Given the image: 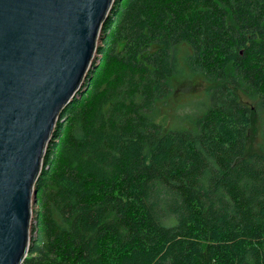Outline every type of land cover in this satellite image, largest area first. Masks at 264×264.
Here are the masks:
<instances>
[{
  "label": "trees",
  "instance_id": "trees-1",
  "mask_svg": "<svg viewBox=\"0 0 264 264\" xmlns=\"http://www.w3.org/2000/svg\"><path fill=\"white\" fill-rule=\"evenodd\" d=\"M100 41L22 264H264V0H115ZM196 81L187 127L169 126Z\"/></svg>",
  "mask_w": 264,
  "mask_h": 264
},
{
  "label": "water",
  "instance_id": "water-1",
  "mask_svg": "<svg viewBox=\"0 0 264 264\" xmlns=\"http://www.w3.org/2000/svg\"><path fill=\"white\" fill-rule=\"evenodd\" d=\"M115 0H0V264H22L35 183Z\"/></svg>",
  "mask_w": 264,
  "mask_h": 264
},
{
  "label": "rangeland",
  "instance_id": "rangeland-1",
  "mask_svg": "<svg viewBox=\"0 0 264 264\" xmlns=\"http://www.w3.org/2000/svg\"><path fill=\"white\" fill-rule=\"evenodd\" d=\"M101 41H97L96 47L100 46ZM98 54L95 52L94 58L92 59V64L98 62ZM205 88L204 86L198 81L185 83L181 87H179L175 92L172 100H170L169 105L165 107L164 115H165V123L169 126H177L182 125L187 127L186 122H180V118L183 117L185 114H190L194 108L197 101L203 98ZM77 95V94H76ZM36 207L34 203L31 204L30 207V220H29V231L31 237V230L34 225V212Z\"/></svg>",
  "mask_w": 264,
  "mask_h": 264
}]
</instances>
